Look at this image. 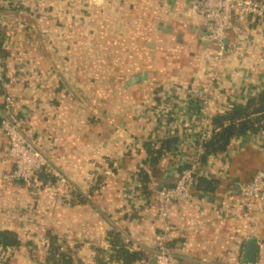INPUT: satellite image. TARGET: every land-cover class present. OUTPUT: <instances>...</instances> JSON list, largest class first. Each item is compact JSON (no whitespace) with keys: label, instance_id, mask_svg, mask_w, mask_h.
<instances>
[{"label":"crops","instance_id":"crops-1","mask_svg":"<svg viewBox=\"0 0 264 264\" xmlns=\"http://www.w3.org/2000/svg\"><path fill=\"white\" fill-rule=\"evenodd\" d=\"M12 1L0 0L1 95L67 183L6 178L12 166L0 157V232L18 240L8 264H51L48 230L70 264H98L111 228L144 252L130 264H154L164 232L181 264H264V207L238 191L264 169V134L245 131L208 158L201 173L218 187L171 203L164 218L137 175L144 144L171 138L154 169L172 184L196 155L198 128L264 87V19L248 20L216 66L196 0Z\"/></svg>","mask_w":264,"mask_h":264},{"label":"built area","instance_id":"built-area-1","mask_svg":"<svg viewBox=\"0 0 264 264\" xmlns=\"http://www.w3.org/2000/svg\"><path fill=\"white\" fill-rule=\"evenodd\" d=\"M8 1V0H7ZM13 3L12 0H9ZM197 8L202 15L204 29L209 38V44L215 51L214 64L219 66L227 51L233 49L240 35L245 34L246 23L250 19H264V0H196ZM13 5V4H12ZM11 5V6H12ZM10 6V7H11ZM12 8H15L13 5ZM229 39L232 41L229 42ZM3 54L0 50V86H4ZM264 89V87L262 88ZM261 89V90H262ZM4 108L0 111V132L7 141V148L0 153L3 161H9L11 172L9 179H19L28 186H33L39 171L48 174L58 182L67 183L66 178L50 162L47 155L41 151L26 129L25 119L12 109V99L4 95ZM212 125L198 128L196 140L206 139L210 135ZM264 134V129L259 132ZM201 148L196 146V155L189 165L180 171L178 179L169 185H158L152 169L146 163L140 168L147 177L148 193L144 199L154 201L158 205L161 217L167 216L168 206L173 202L193 198L198 176H203L198 161ZM69 192L73 191L71 186ZM239 194L242 197L254 198L259 207H264V169L254 172L251 179L239 184ZM263 250V247H260ZM16 247L0 243V264H8L15 253ZM261 250V251H262ZM154 264H181L170 245L166 232L158 237L153 250Z\"/></svg>","mask_w":264,"mask_h":264},{"label":"trees","instance_id":"trees-1","mask_svg":"<svg viewBox=\"0 0 264 264\" xmlns=\"http://www.w3.org/2000/svg\"><path fill=\"white\" fill-rule=\"evenodd\" d=\"M12 10H17V7L15 6ZM1 40L2 35L0 33V43ZM1 89L2 87L0 86V95L3 93ZM4 95H1L2 101L0 102V111L4 108ZM211 125L212 129L209 137L203 140L198 137L196 140V146L201 148V152L198 155V161L200 164L206 163L211 156L224 152L230 146L232 140L243 132H260L264 129V89L260 90L255 95L248 97L245 101L232 105L229 110L214 114L211 119ZM171 143L172 139L167 138L157 141H148L144 144L147 153L145 163L151 167L153 175L160 186L169 183L168 180H166L167 177L159 178L157 176L154 169L155 162L158 161L162 152L171 146ZM187 166L188 164L171 174L170 180L175 182L179 177L180 171ZM137 173L140 181V189L143 193L147 194L149 189L147 177L140 167ZM37 175L44 177V179L49 177L48 174L43 171H39ZM220 182L221 181L218 179H208L204 176H198L195 191H213L218 187ZM72 196L77 199L83 198L80 197L79 193ZM47 239V260L51 264H70L72 261V253L70 250H65L60 247L57 241V235L53 234L51 230H48ZM106 240L108 242V254H105V250L96 247L98 264H106L113 259L120 261L122 264H130L134 260L145 258L144 252L139 249H136L133 252L129 251L127 243L121 239L120 234L114 228L108 230ZM0 243L16 247L18 245V240L16 239V236L9 231H2L0 232Z\"/></svg>","mask_w":264,"mask_h":264},{"label":"water","instance_id":"water-1","mask_svg":"<svg viewBox=\"0 0 264 264\" xmlns=\"http://www.w3.org/2000/svg\"><path fill=\"white\" fill-rule=\"evenodd\" d=\"M144 75H140L139 76H133L130 79V83L133 81H137L139 78H143ZM255 254H256V244L255 241L253 239H251L248 243V247L246 249V260L250 263L254 262L255 259Z\"/></svg>","mask_w":264,"mask_h":264}]
</instances>
